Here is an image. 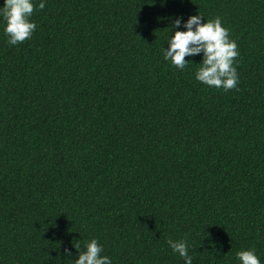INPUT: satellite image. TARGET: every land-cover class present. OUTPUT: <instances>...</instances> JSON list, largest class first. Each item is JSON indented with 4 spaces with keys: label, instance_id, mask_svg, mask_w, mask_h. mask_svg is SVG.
<instances>
[{
    "label": "trees",
    "instance_id": "16d2710c",
    "mask_svg": "<svg viewBox=\"0 0 264 264\" xmlns=\"http://www.w3.org/2000/svg\"><path fill=\"white\" fill-rule=\"evenodd\" d=\"M32 2L23 43L0 16V264H75L93 238L112 264H185L169 238L264 264V0ZM198 14L236 41V89L164 59Z\"/></svg>",
    "mask_w": 264,
    "mask_h": 264
},
{
    "label": "clouds",
    "instance_id": "9594fccd",
    "mask_svg": "<svg viewBox=\"0 0 264 264\" xmlns=\"http://www.w3.org/2000/svg\"><path fill=\"white\" fill-rule=\"evenodd\" d=\"M43 10L45 3L41 0L38 5ZM36 6L32 0H4L0 7V16L6 22L5 34L7 43L18 45L29 40L37 28L31 21V16ZM201 15H192L183 24L186 31H176L168 40L167 49H163L165 60L178 69H184L190 61L185 57L202 55V61L198 64L195 79L209 87L222 88L224 91L236 89L239 76L235 67L239 56V48L235 40L230 38L229 29L222 25L219 17L203 22ZM175 28L181 27V18L173 22ZM167 244L174 253H178L185 264H192V257L188 254L186 239L172 240ZM78 253L75 264H112L111 259L102 255L103 247L93 238L81 248L79 243L73 244ZM65 254L71 256L69 249ZM241 264H260V259L254 249L242 250L237 253Z\"/></svg>",
    "mask_w": 264,
    "mask_h": 264
}]
</instances>
